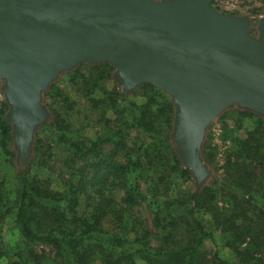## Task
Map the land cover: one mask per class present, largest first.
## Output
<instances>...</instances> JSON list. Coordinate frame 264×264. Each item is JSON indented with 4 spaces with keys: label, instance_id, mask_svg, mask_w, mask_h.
<instances>
[{
    "label": "trees",
    "instance_id": "1",
    "mask_svg": "<svg viewBox=\"0 0 264 264\" xmlns=\"http://www.w3.org/2000/svg\"><path fill=\"white\" fill-rule=\"evenodd\" d=\"M86 64L90 66V73L81 72L77 66L72 73L74 80L83 78L90 92L100 88L108 94L96 99L94 104L105 101L117 115L106 118L107 135H99L90 142L68 140L70 175L61 189L53 187L51 182L33 172L30 164L22 162L17 188H8L6 176L0 175V260L6 258L7 264H138L140 259L146 264H264V212L255 206L249 207V201L245 200L254 196L255 186L262 179L264 185L262 117H258L257 132L235 139L223 166L224 178L233 189L215 187L239 205L232 213L217 205L218 195L211 184H218V179L213 176L210 183L190 193L188 205L177 206L169 200V194L161 199V183L167 180L165 175H147L151 179L147 190L152 196L148 198L138 180L147 178L140 153L141 150L147 153L148 148L145 145L132 147L129 131L137 127L149 133H164L168 140L174 127L175 104L171 96L156 85L143 83L133 93L144 96L145 102L140 105L132 102L125 109L121 103L128 102V96L108 90L100 83L113 77L115 67L107 62ZM55 89L53 82L43 96L51 99L52 105L61 102L65 114H54L38 130L70 132L72 124L65 115L72 110L73 102L68 94ZM8 110L9 105L3 103L0 132L4 149L14 143L13 126L6 119ZM36 146L44 149L43 157H48L46 153L52 150L47 139H38ZM156 154L155 160L166 158L163 149ZM120 156L123 159H119ZM172 157L178 164L177 171L180 167L182 175L193 178L190 169L183 167L176 149ZM119 191L123 193L121 199L117 197ZM233 192L241 194L243 199L236 201L238 198ZM263 192L264 187V196ZM143 202H147L153 213L156 234H163L164 247H153L154 231L135 211ZM203 212L211 216V228L200 218ZM7 223H12L21 241L8 240L4 231ZM215 232L221 233L226 246L238 250V260L223 259L217 251L212 257L207 256L206 241L213 239ZM169 233L173 236L170 240ZM35 246H44L53 255L47 258L35 250Z\"/></svg>",
    "mask_w": 264,
    "mask_h": 264
},
{
    "label": "water",
    "instance_id": "2",
    "mask_svg": "<svg viewBox=\"0 0 264 264\" xmlns=\"http://www.w3.org/2000/svg\"><path fill=\"white\" fill-rule=\"evenodd\" d=\"M213 0H0V85L19 157H31L50 117L43 95L60 73L110 63L126 96L143 83L175 104L172 139L199 190L212 175L202 156L210 123L237 104L264 118V16Z\"/></svg>",
    "mask_w": 264,
    "mask_h": 264
},
{
    "label": "rangeland",
    "instance_id": "3",
    "mask_svg": "<svg viewBox=\"0 0 264 264\" xmlns=\"http://www.w3.org/2000/svg\"><path fill=\"white\" fill-rule=\"evenodd\" d=\"M214 1V7L224 13L248 16L251 20V32L255 35L258 34V25L261 18L264 16V0ZM78 66H80L81 72L86 74L90 73L89 64L81 63V65L79 64ZM74 69L60 73L58 78L53 81L54 91L56 90L55 88L61 89L65 94L71 97L73 102L72 110L68 115H65L72 124L70 132L60 133V130L52 131L48 128L39 131L38 127L33 141L31 157L29 161L24 164H30L33 172H37L43 180L51 182L52 186L56 189H61L70 175V165H68V162L71 160V152L68 148V140L84 139L85 142H90V140L96 139L99 135H107L109 130H106L108 129L106 118H115L117 115L113 112L111 105L105 101L101 102V104L98 102L94 104L96 99H103L105 96L108 97V94H104L100 88H96L93 92H90V89L87 90L89 87L86 86L83 78L74 80L72 74ZM100 83L108 90L120 91L122 93V87L115 78V72L113 73V77L102 80ZM90 85L93 86V83ZM133 91L126 95L128 96V102L121 103V106L125 109H128L132 102L138 105L145 102L144 96L135 92L133 93ZM3 103L7 102L4 91L2 90V85H0V108L3 107ZM43 103L47 106L50 113L48 121L54 114L64 113L65 111V106L62 105L61 102L57 105H52L51 99H47L45 96H43ZM258 117L262 116L254 111L241 108L239 105L234 104L223 110L213 119L206 132L202 146V156L211 169L212 175L207 179L205 184L210 183V178L212 176L216 178V180L218 179V184L217 182L211 184L218 195L216 203L219 208H225L228 213H232L239 205L234 203L231 196H225L223 191H219L215 187L223 188L225 186L233 189L229 184L230 182L228 183L224 178L223 166L226 164L230 150L234 147L235 139H244L250 132L258 131ZM262 119L264 121L263 117ZM173 130L171 136H169L170 138L166 140L167 136L164 133H149L135 127L129 131L130 134L128 139L132 147L140 148L145 145V147L148 148L147 153H143L144 150H141L142 152L140 153L144 163V175H146L147 178H138L146 196H148V198L152 197L149 190H147L151 184V179L147 175H154L155 177L165 175L167 180L166 183H161V189L163 191L161 199L164 200L169 194V200H173L177 206H182L185 203L188 205L189 195L196 188V181L194 176L191 179H187V177L182 175L180 167L179 171H177L178 164L172 157L173 149H176V145L172 139ZM38 139H47L52 145V150L48 154L46 153L48 157H43L42 151L44 149H39V147L36 146ZM6 148L7 149L3 148L2 135L0 132V175L6 176L8 181L7 187L13 190L18 186L19 169L22 161L19 157L15 142L6 146ZM37 148L38 151L36 152ZM162 149L166 158L162 157V159L155 160L157 156L156 151ZM122 157L123 156H120L119 159H123ZM182 165L185 167L183 163ZM254 167L258 169L257 165ZM262 183L263 179L260 181L259 185L255 186L256 191L253 192L254 196L245 197V200L249 201V207L255 206L264 212V196L262 195L264 185ZM236 192H233L234 196L238 198L236 201L242 200L243 196L241 194L238 196ZM122 195L123 193L119 191L117 197L121 199ZM251 209L252 211L250 213L252 215L254 211L253 208ZM135 211L145 219L147 225L154 231L155 236L152 238L153 247L161 248L166 246L162 240L163 234L161 232L156 234V230L153 227V213L148 207L147 202H143L142 206H137ZM200 218L209 228L212 227V218L208 213L203 212L200 214ZM4 231L7 232V238L10 242L16 243L22 240L18 231L12 226V223H7L4 227ZM172 237V233H169V240ZM35 250L44 254L47 258L53 255L51 250L44 246H35ZM205 251L208 257H212L217 251L219 256L226 260L236 261L239 258L237 254L238 250L226 246L219 232H215L213 239H208L206 241ZM0 263L7 264L8 261L6 258H3L0 260ZM137 263L146 264L145 261L141 259Z\"/></svg>",
    "mask_w": 264,
    "mask_h": 264
}]
</instances>
